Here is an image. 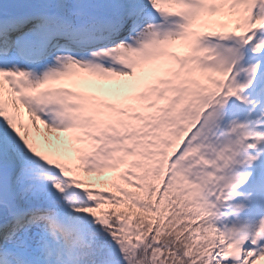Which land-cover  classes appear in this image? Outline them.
<instances>
[{
    "label": "snow or ice",
    "instance_id": "snow-or-ice-1",
    "mask_svg": "<svg viewBox=\"0 0 264 264\" xmlns=\"http://www.w3.org/2000/svg\"><path fill=\"white\" fill-rule=\"evenodd\" d=\"M262 259L264 0H0V264Z\"/></svg>",
    "mask_w": 264,
    "mask_h": 264
},
{
    "label": "rangeland",
    "instance_id": "rangeland-1",
    "mask_svg": "<svg viewBox=\"0 0 264 264\" xmlns=\"http://www.w3.org/2000/svg\"><path fill=\"white\" fill-rule=\"evenodd\" d=\"M20 111H21V113H22L24 119L27 120V119H28V112H27V109L24 108L23 106H21ZM257 264H264V259H262V260H258V261H257Z\"/></svg>",
    "mask_w": 264,
    "mask_h": 264
},
{
    "label": "bare ground",
    "instance_id": "bare-ground-1",
    "mask_svg": "<svg viewBox=\"0 0 264 264\" xmlns=\"http://www.w3.org/2000/svg\"><path fill=\"white\" fill-rule=\"evenodd\" d=\"M177 51H182V49H177Z\"/></svg>",
    "mask_w": 264,
    "mask_h": 264
}]
</instances>
